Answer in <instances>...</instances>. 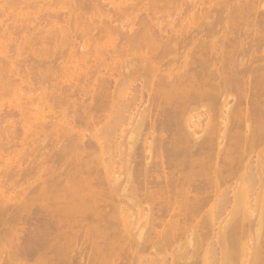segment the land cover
Instances as JSON below:
<instances>
[{"label":"bare ground","instance_id":"obj_1","mask_svg":"<svg viewBox=\"0 0 264 264\" xmlns=\"http://www.w3.org/2000/svg\"><path fill=\"white\" fill-rule=\"evenodd\" d=\"M10 90L0 264H264V0H0Z\"/></svg>","mask_w":264,"mask_h":264},{"label":"rangeland","instance_id":"obj_2","mask_svg":"<svg viewBox=\"0 0 264 264\" xmlns=\"http://www.w3.org/2000/svg\"><path fill=\"white\" fill-rule=\"evenodd\" d=\"M37 87V86H36ZM26 88V87H25ZM35 89H36V91H35ZM38 88H34L33 89V92H34V95H36V97L37 98H39V92H41V91H39L40 89H38ZM9 92V93H8ZM7 93L5 92V93H3L2 95H0V128L2 129V130H4L5 128H7L8 126H11V127H13V128H15V127H17L19 130H21L22 128H23V123H24V126H25V123H27V122H21V121H25V119L23 120V117H24V115H23V117L22 116H20L21 115V111H20V109L17 107V104H18V98L17 97H15L12 93H10L11 92V90L10 91H8ZM33 92H32V94H31V92H30V98L32 97V95H33ZM27 94H29V92H27ZM28 97H29V95H28ZM29 98V100H31ZM33 99H37V98H35V96L34 97H32ZM31 100L32 102L34 101V100ZM37 101H40L39 99L37 100ZM37 101H35V102H33V103H35L36 104V107L37 106H39V102H37ZM17 102V103H16ZM41 102V101H40ZM14 105H13V104ZM37 103H38V105H37ZM10 105V106H9ZM41 105V104H40ZM14 106H15V108H14ZM12 110H11V109ZM34 108H35V106H34ZM7 109H9V110H11V112H9V111H7ZM62 108H60L59 110H61ZM20 112L19 114L20 115H18V113H16L15 114V112ZM19 110V111H18ZM58 110V109H57ZM35 112H36V110H35ZM33 118V117H32ZM31 118V119H32ZM22 119V120H21ZM21 120V121H20ZM52 120V119H51ZM50 120V121H51ZM32 122V124H33V122L35 121V119H33V120H29V124ZM37 121V120H36ZM36 121L34 122V123H36ZM21 126V127H20ZM53 127V126H52ZM51 127V128H52ZM21 128V129H20ZM49 129V131L51 132V131H54V128H52V129ZM97 128H99V126L97 127ZM75 129H77V130H83L84 129V133H86V134H94L93 133V131L95 132V130H94V128H92V129H90L89 128V130L87 129V130H85V128L84 127H82V128H80V127H76V128H74V129H71V133L70 134H75V133H77V131H74ZM92 130V131H91ZM73 131H74V133H73ZM44 137V136H43ZM50 137H51V135H50ZM49 137V138H50ZM44 139V138H43ZM42 139V137H41V139L39 140L38 139V141H41V140H43ZM64 139H65V137H64ZM48 140V142H49V140L50 139H47ZM42 143V142H41ZM41 143H39V142H36V144L37 145H39V144H41ZM42 145H40V147H41ZM39 151L37 152H35L34 153V158H36V157H38L39 155ZM9 157H12V159H14V155L13 154H9L8 152H6V153H4L1 157H0V165L3 167H1L0 166V168H2V169H5V167H4V165L6 164V162H3V161H6L7 160V158H9ZM33 156H31V159L32 160H34V158H32ZM257 157L255 156L254 157V160L256 159ZM12 159H10V160H12ZM15 160H17V159H15ZM29 164H31L30 163V160H27V161H25V162H23L20 166H15L14 167V169L16 170H19L20 168H25L27 165H29ZM18 165H19V163H18ZM14 169H12V170H10L9 169V171L11 172V171H13ZM10 190H9V193L8 194H10V195H12L13 196V198L10 200V203H18V202H20V200H21V197H20V195L18 194V192L17 191H15L13 188H9ZM130 213H132L133 214V217H134V219H135V221H138V220H142L143 218L141 217L142 216V206L141 205H138V204H136V205H134V206H132L131 208H130ZM193 237H194V239H193V242H192V244H189L188 243V241H187V239H183V243L185 244V247H189V248H192L193 250H195V249H197V247L199 246V243H200V241L197 239V236L196 235H193ZM211 245H213V243L211 244ZM217 246V249H216V251H214V253L215 252H217V251H219L221 248H220V246L217 244L216 245ZM204 247L205 246H203V247H199L198 248V252L200 253V255H202L204 252H203V249H204ZM172 248L173 249H175V248H178L177 246H175V247H170V246H161V248H154V250L157 252V253H160V255H159V258L161 259V257H163V256H167V253H168V256H170L172 253H174V252H172ZM177 250V249H176ZM175 250V251H176ZM213 253V251L209 254V255H211ZM162 255V256H161ZM210 260V259H209ZM27 261V260H26ZM35 262V259H29L28 261H27V263L28 264H33Z\"/></svg>","mask_w":264,"mask_h":264}]
</instances>
